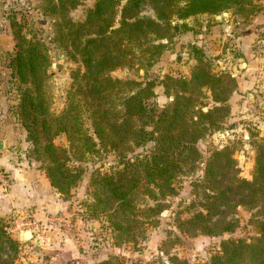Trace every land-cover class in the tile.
I'll return each mask as SVG.
<instances>
[{"label": "trees", "instance_id": "16d2710c", "mask_svg": "<svg viewBox=\"0 0 264 264\" xmlns=\"http://www.w3.org/2000/svg\"><path fill=\"white\" fill-rule=\"evenodd\" d=\"M144 1L125 0L118 10L121 0H94L84 20L75 22L67 17L65 2L72 7L76 0L62 2L61 13L49 0L52 8L43 14L60 19L52 24L54 41L59 42V49L70 47L83 66L76 80L80 82L68 92L60 113L51 110L46 43L23 32L27 27L24 19L10 18L15 42L7 70L19 91L15 113L30 145L28 156L39 162L49 184L67 200L84 180L79 162L103 151L113 152L118 166L89 176L93 192L85 209L91 216L105 215L113 230L124 233L137 222L131 217L138 211L139 195L155 201L149 209L159 212L176 191L179 179L193 173L191 186L200 187L202 192L198 200L184 206L188 215L179 218L178 230L190 236H221L218 249L202 264H264V141L256 143L251 178L239 175L229 145L213 146L206 157L198 147L206 135L222 129L223 118L230 112L228 98L236 89L234 77L227 72L213 73L201 52L192 46L197 53L196 65L188 76H165L160 81L163 94L171 99L159 106L155 91L159 81L148 75L163 52L164 44L156 41L168 38L170 30L188 29L179 20L231 8L246 19L258 15L262 20L264 7L252 14L245 10L243 0H148L156 15L146 19L137 16ZM118 11V25L114 26ZM172 17L176 19L173 24ZM128 64L143 69V77L108 75ZM207 97L213 105L204 109ZM62 134L66 145L54 142ZM148 143L152 145L144 152H134ZM238 208L251 211L254 235L222 237L235 231L237 222L231 217ZM16 251L17 240L6 232L0 218V264H12ZM168 261L186 264L174 257ZM95 264L117 263L107 258Z\"/></svg>", "mask_w": 264, "mask_h": 264}, {"label": "rangeland", "instance_id": "374dc122", "mask_svg": "<svg viewBox=\"0 0 264 264\" xmlns=\"http://www.w3.org/2000/svg\"><path fill=\"white\" fill-rule=\"evenodd\" d=\"M3 1L5 4L2 10L6 14L0 18V155L2 154L4 163L0 164V194L9 190L6 172L12 169L16 172H41L39 162L28 156L30 145L15 113L19 91L14 77L7 70L15 42L10 18L14 16L19 20L24 19L27 27L23 32L35 34L46 43L50 59L48 74L53 112L60 113L65 107L67 94L70 90H75L76 82H80L76 80H79L83 71L79 56L70 47L65 50L60 46L62 49H59V42L53 39L52 24H58L60 19H55L52 14H43L44 10L50 11L52 8L49 0ZM53 2L60 7L61 13L62 2L65 0ZM93 2L94 0H76L72 7L65 2L67 17L75 22L83 21ZM243 2L246 3L245 10L253 12L252 14L261 6L264 7V0ZM124 3L125 0H121L118 10ZM137 11V16L141 18L154 19L156 15L153 4L148 0L141 3ZM235 12L236 8H231L216 14L198 13L179 20V23L185 22L188 29L170 30L168 38L156 41L164 44L163 52L148 75L157 77L159 81L155 88L159 106L167 104L171 99L163 94L164 85L160 81L165 76H188L196 65L197 53L192 46L201 52L213 73L227 72L234 77L236 89L228 98L230 112L223 118L222 129L206 135L198 142V147L203 157H206L213 146L229 145L234 150L233 157L240 169L239 175L251 178L256 143L264 141V17L259 20L258 15H253L246 19L243 13ZM171 19L173 24L176 19ZM118 20L119 11L114 18V26L118 25ZM108 75L120 79L141 78L144 70L137 64H128L110 71ZM203 92L209 94V91ZM203 100L207 104L204 109L213 105L209 97ZM54 142L67 144L63 134L57 136ZM151 145L152 143H148L135 148L134 152H144ZM117 160L113 152L103 151L79 162L85 171L84 180L72 190L67 200H63L59 194L57 197L51 189L57 198L56 202L63 206L43 209V215L47 217L44 223L28 206L24 205L18 210L16 205L6 208L5 203H0L3 206L0 218L5 230L17 240V251L12 264H95L107 258H112L117 264H171L169 257L185 260L186 264H202L208 260L218 249L221 236H190L178 230L179 218L188 215L184 206L193 199L198 200L202 192L200 187L191 186L193 173L179 179L176 191L167 197L164 208L159 212L149 209L155 205V201L139 195L136 203L138 211L131 217L132 220L137 219V222L132 223L128 233L113 230L105 215L91 216L87 213L85 205L92 200L93 192L92 185L88 184L89 176L97 173L96 171L103 173L118 166ZM160 202L163 207V198ZM250 217V210L238 208L231 217L237 222L235 231L222 237L254 235ZM32 228L35 236L24 241L21 238L22 231ZM115 234L118 235L116 239ZM67 243L72 248L75 247L76 262L62 257V244ZM68 245L64 248L67 249Z\"/></svg>", "mask_w": 264, "mask_h": 264}, {"label": "crops", "instance_id": "0c3cea01", "mask_svg": "<svg viewBox=\"0 0 264 264\" xmlns=\"http://www.w3.org/2000/svg\"><path fill=\"white\" fill-rule=\"evenodd\" d=\"M4 1L0 0V18H2L3 14H6L5 10H2L4 6ZM7 5V4H6ZM1 147V143H0ZM5 159V158H4ZM4 163L2 154L0 155V164ZM8 164H10L8 162ZM2 165V164H1ZM5 166V170H6ZM7 174V187L9 190L0 194V203L4 204L6 208H10L13 206H18V210L23 208L24 205L30 207L35 212V216L42 218V222L44 223L47 217H44L42 210L43 209H53L59 206L62 208L63 204L57 203L56 199L53 195L59 196L55 189L49 184V181L45 177L43 171L41 172H16L15 169L10 170V172H6ZM51 189L55 192H51ZM6 190V188H4ZM62 202V201H61ZM61 204V205H60ZM0 204V209H1ZM38 218V219H39ZM35 224V221L33 220ZM33 237L35 236V230L32 228ZM69 244V245H68ZM62 257L67 259V261L75 262L77 258L76 251H74L75 247L72 248L70 243L62 244ZM68 245V248L65 249L64 246ZM58 248V247H57Z\"/></svg>", "mask_w": 264, "mask_h": 264}, {"label": "water", "instance_id": "95a60500", "mask_svg": "<svg viewBox=\"0 0 264 264\" xmlns=\"http://www.w3.org/2000/svg\"><path fill=\"white\" fill-rule=\"evenodd\" d=\"M33 237V233H32V230L31 229H25L22 231L21 233V238L26 241V240H29Z\"/></svg>", "mask_w": 264, "mask_h": 264}]
</instances>
